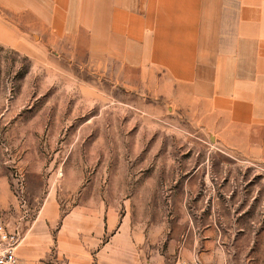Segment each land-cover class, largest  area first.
<instances>
[{"label":"rangeland","instance_id":"374dc122","mask_svg":"<svg viewBox=\"0 0 264 264\" xmlns=\"http://www.w3.org/2000/svg\"><path fill=\"white\" fill-rule=\"evenodd\" d=\"M60 11L0 0L9 229L34 226V240L47 231L42 264H264V114L235 130L206 118L204 99L169 69L109 51L91 4L83 20ZM77 209L115 227L60 250L59 227Z\"/></svg>","mask_w":264,"mask_h":264},{"label":"crops","instance_id":"0c3cea01","mask_svg":"<svg viewBox=\"0 0 264 264\" xmlns=\"http://www.w3.org/2000/svg\"><path fill=\"white\" fill-rule=\"evenodd\" d=\"M45 4L50 13L53 4L61 5V14L74 11L78 20L85 18V7L91 4L94 36L107 40L109 51L132 52L141 65L169 69L173 82L191 85L195 96L204 99L206 118L235 130L236 124H256V117L264 114V0H45ZM114 227V219L105 225L98 214L91 217L77 209L60 225L57 245L61 250L65 238L75 244L80 236L105 234ZM9 230L20 239L16 264H42L50 248L47 231L41 228L43 239L34 240V226L26 232Z\"/></svg>","mask_w":264,"mask_h":264},{"label":"built area","instance_id":"2783aa9c","mask_svg":"<svg viewBox=\"0 0 264 264\" xmlns=\"http://www.w3.org/2000/svg\"><path fill=\"white\" fill-rule=\"evenodd\" d=\"M20 243L16 232H11L0 214V264H16V253ZM172 264H204L197 257L190 260L177 259Z\"/></svg>","mask_w":264,"mask_h":264}]
</instances>
